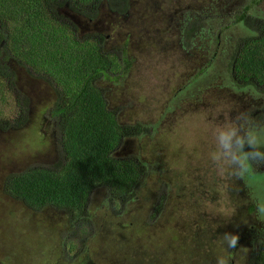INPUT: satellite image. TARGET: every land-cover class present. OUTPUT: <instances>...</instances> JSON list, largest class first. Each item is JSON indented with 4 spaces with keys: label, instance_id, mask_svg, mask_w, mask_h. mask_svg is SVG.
Masks as SVG:
<instances>
[{
    "label": "rangeland",
    "instance_id": "374dc122",
    "mask_svg": "<svg viewBox=\"0 0 264 264\" xmlns=\"http://www.w3.org/2000/svg\"><path fill=\"white\" fill-rule=\"evenodd\" d=\"M38 1L0 0L16 22L22 16L29 29L43 28L29 42L0 41L13 72L0 75V117L20 118L21 96L29 104L22 127L0 130V264H216L218 257L228 264H262L264 242L256 241L264 238V218L256 214V201L264 200V164L238 178L229 169L218 173L209 158L216 126L238 113L250 116L264 135V96L250 86L237 88L242 81L231 74L237 42L249 33L232 22L233 12L247 0H128L124 15L105 0L97 11L95 0H72L77 12L67 3L57 7L61 17L54 25L44 18L38 23L36 11L49 13ZM252 12L264 16V0ZM199 16L211 18L201 21L184 48V25ZM98 35L114 62L109 76L121 73V55L130 67L120 80L100 77L95 86L107 108L118 109L119 123H141L150 132L125 137L116 155L141 157L149 169L120 215L97 188L86 209L90 220L69 232L66 212L34 211L2 185L13 171L56 159L52 86L65 91L68 66L77 64L69 52L96 45ZM73 75L79 82L85 77ZM226 232L239 235L237 248L223 242ZM65 240L74 250L66 251Z\"/></svg>",
    "mask_w": 264,
    "mask_h": 264
},
{
    "label": "trees",
    "instance_id": "16d2710c",
    "mask_svg": "<svg viewBox=\"0 0 264 264\" xmlns=\"http://www.w3.org/2000/svg\"><path fill=\"white\" fill-rule=\"evenodd\" d=\"M71 1H38L49 11V13L37 11L34 13L38 23L46 19L54 25L56 19L61 17L57 7L67 3L70 8ZM101 1L95 0V11L98 10ZM105 1L111 11L120 15L126 14L128 0ZM261 1L247 0L241 8L233 12L232 22L240 23L249 33L240 37L237 42L231 56V74L235 76V80L242 81L237 82V88L250 86L256 93L264 96V16L252 12ZM4 8L0 7V41L7 36V40L16 44L29 42L33 39L31 37L33 31L43 33V28L40 26L35 30L29 29L25 23L28 22V18L21 16V20L16 22L14 18L16 16L5 13ZM70 9L76 12L78 10L73 6ZM79 12L83 16H88L87 11ZM210 18V16H199L184 25L183 39L186 42L184 48L189 47L190 39L193 38L201 21ZM36 36L42 39L38 33ZM103 41L104 37L98 35V39H95L96 45L82 44L74 53L69 52L71 55L75 54L74 57L77 59L73 58L77 64L72 63L68 66L71 76L65 81L66 89L62 91L59 87L55 89L52 86L56 100L55 110L50 116L56 117L57 124L56 159L46 166L28 165L13 171L6 175L2 185L4 193L20 200L34 211L52 207L66 212L69 232L74 231L82 223L84 225V221L90 220L86 209L91 193L97 188L105 190L104 204L113 214L120 215L128 201L136 197L137 190L149 169L141 157L116 155V150L125 137L141 135L140 133L148 135L150 132L146 127L142 130L141 123H119L116 118L118 109L109 110L103 92L95 86L94 82L100 77L114 82L120 80L130 67V60L121 55L120 60L123 62L121 73H112L109 76L107 69L110 63L114 64V62L108 53L103 51ZM61 47L66 52L71 50L70 46L62 44ZM4 50L0 45V75L10 71L8 62L10 55ZM71 66H74L73 70ZM73 73L77 76L83 74L85 77L79 82ZM9 76H13L12 71ZM20 101L23 108L22 116L16 120L0 117L1 131H7L12 127L20 128L28 119L27 96H21ZM258 242L263 244L264 238L258 239L257 245ZM73 247L70 241H64L66 251L74 250ZM253 250L256 255L255 248ZM259 253V260L264 264V253Z\"/></svg>",
    "mask_w": 264,
    "mask_h": 264
},
{
    "label": "clouds",
    "instance_id": "9594fccd",
    "mask_svg": "<svg viewBox=\"0 0 264 264\" xmlns=\"http://www.w3.org/2000/svg\"><path fill=\"white\" fill-rule=\"evenodd\" d=\"M214 137L209 158L218 173L229 169L233 176L244 178L249 174L250 166L264 164V135L247 114L238 113L234 120L218 124ZM256 214L264 218V200L256 201ZM222 237L228 248H237L238 234L226 232ZM216 264H228V261L218 257Z\"/></svg>",
    "mask_w": 264,
    "mask_h": 264
}]
</instances>
